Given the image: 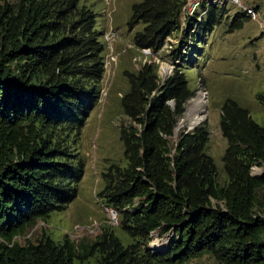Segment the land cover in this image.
Here are the masks:
<instances>
[{
    "label": "trees",
    "instance_id": "16d2710c",
    "mask_svg": "<svg viewBox=\"0 0 264 264\" xmlns=\"http://www.w3.org/2000/svg\"><path fill=\"white\" fill-rule=\"evenodd\" d=\"M186 2L131 7L129 26H141L133 36L138 49L156 52L169 37L180 38L172 48L175 71L164 82L153 64L124 73L123 163L102 174L96 193L116 212L121 235L106 226L89 244L68 235L22 244L18 237L79 196L80 138L102 97L106 47L97 12L81 0H0V264H199L205 256L213 264H264V173H252L264 169V126L234 98L223 101L224 183L206 151L207 123L176 135L197 93L185 71L195 62L184 48L227 15L204 3L202 21L199 13L183 26ZM250 18L238 12L230 32ZM257 98L264 103V95ZM155 231L173 233L157 252L150 248Z\"/></svg>",
    "mask_w": 264,
    "mask_h": 264
},
{
    "label": "rangeland",
    "instance_id": "374dc122",
    "mask_svg": "<svg viewBox=\"0 0 264 264\" xmlns=\"http://www.w3.org/2000/svg\"><path fill=\"white\" fill-rule=\"evenodd\" d=\"M138 1L81 0V4H86L97 12L106 47L102 97L95 104L80 138V155L85 163V176L80 184L79 196L67 210L56 212L49 220L40 221L26 235L18 237L17 240L22 244L37 242L44 235H51L55 240H62L68 235L76 242L89 244L96 240L106 226L112 227L121 235L116 212L102 206L96 193L103 184L102 174L113 164L123 163L124 148L120 130L122 125L129 122L121 105V98L129 89L124 73L137 72L145 64H153L158 66L159 77L164 82L175 71L172 49L168 46H177L180 38L169 37L163 48L156 52L138 49L133 36L141 26L130 27L128 24L131 7ZM217 1L219 2H214L217 7H225L227 10L222 24L211 33H203L196 46L189 41L184 48L185 57L190 55L195 62L191 67L186 65L185 71L197 93L189 100L176 135L182 130L190 131L191 127L207 123L211 135L206 151L217 165L219 181L224 183L227 176L223 155L228 142L220 127L223 101L228 97L234 98L250 110L257 123L264 126V103L257 98L258 94L264 95V0H240V4L229 0ZM244 11L250 15V20L242 29L230 32L234 16ZM250 11L256 14V18ZM201 93H204L205 98L198 105ZM252 173L261 175L264 169L254 167ZM170 241L171 237L167 234L161 236L160 232L155 231L150 246L153 249L154 244L166 247ZM195 262L215 263L210 256Z\"/></svg>",
    "mask_w": 264,
    "mask_h": 264
},
{
    "label": "built area",
    "instance_id": "2783aa9c",
    "mask_svg": "<svg viewBox=\"0 0 264 264\" xmlns=\"http://www.w3.org/2000/svg\"><path fill=\"white\" fill-rule=\"evenodd\" d=\"M229 1H231L232 3H239L240 4V0H229ZM214 2L216 3V2H219V1H217V0H214V1L213 0H187L186 4L182 8V15H181L182 25L184 26V24H185V22L187 21L188 18L196 17V15L199 14V13L200 14H199V16H197V20H198V22H201L202 18L204 17V15L208 11V9H205L204 11H202L204 3H206L207 7H208L211 4H214ZM250 12H251V14H253V17L256 18V14L253 11H250ZM168 47L171 48V49L173 48L172 45H169ZM143 50H149L150 51V49H143ZM115 218H116V216L113 214V219H115ZM172 235H173V233L167 234L168 237H171ZM150 248H151V250L153 252H157L158 251L155 248H154L155 249L154 250L151 246H150Z\"/></svg>",
    "mask_w": 264,
    "mask_h": 264
},
{
    "label": "bare ground",
    "instance_id": "6f19581e",
    "mask_svg": "<svg viewBox=\"0 0 264 264\" xmlns=\"http://www.w3.org/2000/svg\"><path fill=\"white\" fill-rule=\"evenodd\" d=\"M199 97H200V99L197 101V102H198V105H199V103H201V102L203 101V98H205L204 93H201V94L199 95ZM200 119H201V118H199V120H200ZM154 248H155L156 250H162V249L165 248V246L160 245V244H154Z\"/></svg>",
    "mask_w": 264,
    "mask_h": 264
},
{
    "label": "water",
    "instance_id": "95a60500",
    "mask_svg": "<svg viewBox=\"0 0 264 264\" xmlns=\"http://www.w3.org/2000/svg\"><path fill=\"white\" fill-rule=\"evenodd\" d=\"M195 127H196V126H194V127H191V129H190V130H193ZM177 130H178V129H177Z\"/></svg>",
    "mask_w": 264,
    "mask_h": 264
}]
</instances>
